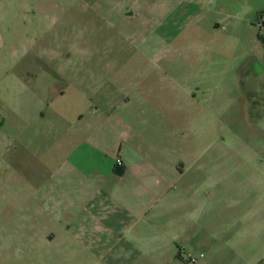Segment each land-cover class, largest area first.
<instances>
[{
  "label": "rangeland",
  "instance_id": "rangeland-1",
  "mask_svg": "<svg viewBox=\"0 0 264 264\" xmlns=\"http://www.w3.org/2000/svg\"><path fill=\"white\" fill-rule=\"evenodd\" d=\"M262 15L264 0H0V264L96 263L87 249L67 256L43 239L61 233L43 207L46 174L94 131L109 155L116 126L137 124V113L153 106L182 109V123L195 120L198 139L200 126L210 124V174H229L227 185L243 190L246 209H263L256 218L246 210V236L229 234L228 249L214 240L217 253L209 258L179 241L177 264H191L199 253L207 264H258L264 233L249 232L264 220ZM135 85L147 98L132 97ZM147 117L156 140L157 117ZM65 141L73 144L61 149ZM188 141L181 139L178 164ZM232 249L239 255L219 254Z\"/></svg>",
  "mask_w": 264,
  "mask_h": 264
},
{
  "label": "crops",
  "instance_id": "crops-1",
  "mask_svg": "<svg viewBox=\"0 0 264 264\" xmlns=\"http://www.w3.org/2000/svg\"><path fill=\"white\" fill-rule=\"evenodd\" d=\"M251 63L241 64L240 74ZM134 89L122 97L124 104L131 99L130 94L139 101L147 98L145 90L137 85ZM199 93L205 95L207 91ZM60 94L64 96L65 91ZM189 94L196 98L192 92ZM182 111L178 107L153 106L137 113L141 116L137 124L122 121L116 126L109 155L95 140V131L89 140L79 141L72 152L62 151L55 172L46 174L51 183L43 201L46 215L51 216L62 234L48 232L43 237L46 244L56 245L57 252L73 257H82L87 249L89 257L97 260L94 264H177L182 252L179 241L195 254L200 250L208 252L209 258L217 253L214 240L220 238L221 245L228 249L229 234L244 238L248 233L245 211L256 218L262 206L253 203L246 209L239 197L243 190L229 189L227 185L229 174H210L205 145L211 125L200 126L205 132L198 139L192 123L195 120L186 118L182 123ZM152 114L157 117L156 140L148 130L147 115ZM77 120L78 126L82 113ZM166 120L168 127L162 125ZM182 137L189 141L183 154L185 163L178 164ZM70 144L73 143L65 141L61 149ZM197 144L204 149L197 151ZM91 151L96 153L94 159L84 154ZM117 158L121 166L116 165ZM201 162L205 165H198ZM72 180H76L75 184ZM262 220L253 222L249 232L252 236L264 233ZM228 253L239 255L233 249L219 254ZM111 259L117 263L109 262ZM203 259L199 253L197 264H207ZM258 264H264L263 257Z\"/></svg>",
  "mask_w": 264,
  "mask_h": 264
},
{
  "label": "built area",
  "instance_id": "built-area-1",
  "mask_svg": "<svg viewBox=\"0 0 264 264\" xmlns=\"http://www.w3.org/2000/svg\"><path fill=\"white\" fill-rule=\"evenodd\" d=\"M116 165L117 166H121L122 165V161L119 158L116 159ZM195 261H196L195 259H189L188 260V262H190L191 264H194Z\"/></svg>",
  "mask_w": 264,
  "mask_h": 264
},
{
  "label": "trees",
  "instance_id": "trees-1",
  "mask_svg": "<svg viewBox=\"0 0 264 264\" xmlns=\"http://www.w3.org/2000/svg\"><path fill=\"white\" fill-rule=\"evenodd\" d=\"M263 17H264V15L261 16V19H263ZM121 172H122V170H120L118 173H121Z\"/></svg>",
  "mask_w": 264,
  "mask_h": 264
}]
</instances>
